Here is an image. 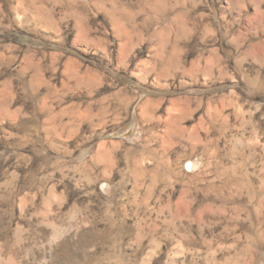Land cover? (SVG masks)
<instances>
[{"label":"rangeland","instance_id":"rangeland-1","mask_svg":"<svg viewBox=\"0 0 264 264\" xmlns=\"http://www.w3.org/2000/svg\"><path fill=\"white\" fill-rule=\"evenodd\" d=\"M0 264H264V0H0Z\"/></svg>","mask_w":264,"mask_h":264}]
</instances>
